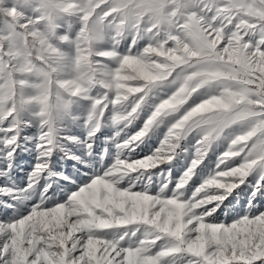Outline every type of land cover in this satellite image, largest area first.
<instances>
[{"label": "snow or ice", "instance_id": "obj_1", "mask_svg": "<svg viewBox=\"0 0 264 264\" xmlns=\"http://www.w3.org/2000/svg\"><path fill=\"white\" fill-rule=\"evenodd\" d=\"M108 9L101 86L129 118L53 139L0 115V264H264V166L193 131L213 101L185 103L180 71L195 59L264 92V0H183L166 19L155 0ZM170 79L181 86L157 102Z\"/></svg>", "mask_w": 264, "mask_h": 264}, {"label": "rangeland", "instance_id": "obj_2", "mask_svg": "<svg viewBox=\"0 0 264 264\" xmlns=\"http://www.w3.org/2000/svg\"><path fill=\"white\" fill-rule=\"evenodd\" d=\"M155 2L165 19L182 10L183 0ZM108 3L0 0V115L5 120L10 118L17 126L38 122L55 139L65 130L82 133L78 126L86 120L111 132L114 123L129 118L127 102L116 101L101 86L104 69L98 53L108 47L112 34L107 28L109 18L101 19ZM180 71L191 77L190 92L182 97L185 103L193 96L213 101L197 113L198 119L189 121L196 125L193 131L221 147L235 140L232 151L247 156L246 162L254 167L264 166V92L259 82L195 59ZM180 86L170 79L155 93L157 102ZM228 98L227 108L215 103ZM218 154H210L211 159L215 161ZM30 158L34 160L32 153H24L18 163L23 168L22 162ZM73 163L64 160L62 166L71 168Z\"/></svg>", "mask_w": 264, "mask_h": 264}, {"label": "bare ground", "instance_id": "obj_3", "mask_svg": "<svg viewBox=\"0 0 264 264\" xmlns=\"http://www.w3.org/2000/svg\"><path fill=\"white\" fill-rule=\"evenodd\" d=\"M33 162H34V160H33V158H30V160L29 161H24V162H22V164L25 166V167H23L22 168V170H21V172H22V177H24L25 176V173L27 172V171H30L31 170V168L29 169V168H27V166H30V165H32L33 164ZM70 165V164H69ZM63 167V169L66 171L67 169L68 170H71V168H69V167H66V166H62ZM27 180V179H26Z\"/></svg>", "mask_w": 264, "mask_h": 264}]
</instances>
